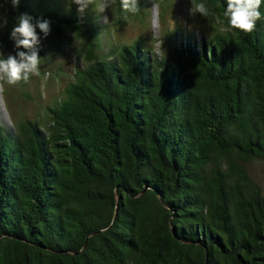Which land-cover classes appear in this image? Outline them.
Listing matches in <instances>:
<instances>
[{"label":"trees","instance_id":"trees-1","mask_svg":"<svg viewBox=\"0 0 264 264\" xmlns=\"http://www.w3.org/2000/svg\"><path fill=\"white\" fill-rule=\"evenodd\" d=\"M197 2L209 15L187 21L209 35L168 34L156 58L106 47L98 7L0 0L5 55L28 14L50 23L41 60L78 39L89 63L46 121L0 126V264H264V191L243 167L264 163V19L223 32L226 0Z\"/></svg>","mask_w":264,"mask_h":264},{"label":"rangeland","instance_id":"rangeland-1","mask_svg":"<svg viewBox=\"0 0 264 264\" xmlns=\"http://www.w3.org/2000/svg\"><path fill=\"white\" fill-rule=\"evenodd\" d=\"M161 1L147 0L146 19L141 22L137 14L127 16L120 26L114 25L112 14L100 12V22L107 26L102 33L104 45L120 47L142 41L154 57L160 58L168 34L174 32L182 37L189 33L198 40L202 32L206 35L211 32L209 26H198L187 21L190 0H166L162 14ZM80 43L75 39L71 47L43 57L39 75L32 76L29 83L0 89V126L13 130L18 119L47 120L48 108L63 97L67 86L74 81L75 72L89 64L84 54L79 55ZM243 167L264 191V163L254 160Z\"/></svg>","mask_w":264,"mask_h":264},{"label":"clouds","instance_id":"clouds-1","mask_svg":"<svg viewBox=\"0 0 264 264\" xmlns=\"http://www.w3.org/2000/svg\"><path fill=\"white\" fill-rule=\"evenodd\" d=\"M13 7H16L19 0H11ZM69 5L74 4L78 13L83 14L92 6L95 10L98 7L100 12L109 11L119 4L122 13L127 16H135L140 11V0H100L96 5V0H68ZM191 7L188 9L189 15L195 17H207L209 8L203 2L190 0ZM264 0H226L222 17L219 20L221 31L228 33H252L261 19V6ZM7 24L4 19L0 28ZM46 37L50 32L48 20H36L28 14H21L17 17V25L10 31L9 39L14 42L15 54L5 55L0 50V89L5 86L15 87L27 84L34 75H39L41 57L38 49L41 44V37L37 32ZM22 49V50H21Z\"/></svg>","mask_w":264,"mask_h":264}]
</instances>
